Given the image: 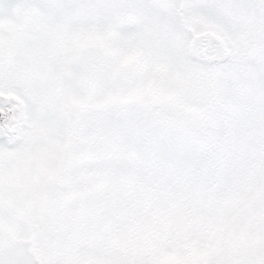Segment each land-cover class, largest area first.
Instances as JSON below:
<instances>
[{
  "label": "snow or ice",
  "instance_id": "1",
  "mask_svg": "<svg viewBox=\"0 0 264 264\" xmlns=\"http://www.w3.org/2000/svg\"><path fill=\"white\" fill-rule=\"evenodd\" d=\"M0 264H264V0H0Z\"/></svg>",
  "mask_w": 264,
  "mask_h": 264
}]
</instances>
